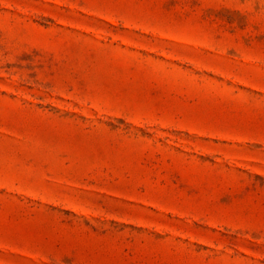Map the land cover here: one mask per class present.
<instances>
[{
  "label": "rangeland",
  "instance_id": "rangeland-1",
  "mask_svg": "<svg viewBox=\"0 0 264 264\" xmlns=\"http://www.w3.org/2000/svg\"><path fill=\"white\" fill-rule=\"evenodd\" d=\"M0 264H264V0H0Z\"/></svg>",
  "mask_w": 264,
  "mask_h": 264
}]
</instances>
